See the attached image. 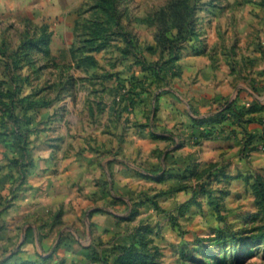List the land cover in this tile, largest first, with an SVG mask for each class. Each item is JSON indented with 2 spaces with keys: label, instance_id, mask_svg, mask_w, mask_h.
<instances>
[{
  "label": "rangeland",
  "instance_id": "374dc122",
  "mask_svg": "<svg viewBox=\"0 0 264 264\" xmlns=\"http://www.w3.org/2000/svg\"><path fill=\"white\" fill-rule=\"evenodd\" d=\"M8 5L0 264H264V0H89L61 28ZM185 149L220 167H141ZM111 165L140 180L53 172Z\"/></svg>",
  "mask_w": 264,
  "mask_h": 264
},
{
  "label": "crops",
  "instance_id": "0c3cea01",
  "mask_svg": "<svg viewBox=\"0 0 264 264\" xmlns=\"http://www.w3.org/2000/svg\"><path fill=\"white\" fill-rule=\"evenodd\" d=\"M89 0H0V4H9L8 9L14 11H22L27 13L38 12L45 15L50 19L49 22H55L56 27H66V26H74L75 20H69L66 16L69 12H79L85 4H87ZM250 131H256L257 127L254 124H248ZM232 143L234 141V137L231 138ZM208 143V142H207ZM188 151V150H187ZM186 149L184 151L178 152L176 155L179 158L178 164L170 163L168 166H141L142 168H149L157 173V175H164V182H167L168 186L178 185L179 182H183V180L188 177L190 180L191 171L194 170L195 175L204 172L210 167L218 168L217 157L218 152L215 151H204L200 157L197 158L198 163L197 166H190L188 159L190 156ZM195 156V155H193ZM230 167L226 168V171L233 172L238 162L227 164ZM140 166H55L56 170H52L56 175V180L60 179L65 173L67 179L72 181L70 186H74V182H82L87 185L94 186V182L98 172L102 170L104 173L108 174V178L112 181L116 182H138L140 177L138 178V170ZM212 169V168H211ZM186 172H189L186 174ZM187 175V176H185ZM189 175V176H188ZM63 178V180H66ZM47 179V178H46ZM197 181L196 179H194ZM96 184V183H95ZM86 186V187H87Z\"/></svg>",
  "mask_w": 264,
  "mask_h": 264
}]
</instances>
